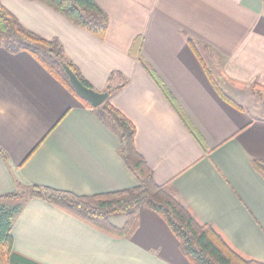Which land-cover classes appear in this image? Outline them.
<instances>
[{
    "label": "crops",
    "instance_id": "1",
    "mask_svg": "<svg viewBox=\"0 0 264 264\" xmlns=\"http://www.w3.org/2000/svg\"><path fill=\"white\" fill-rule=\"evenodd\" d=\"M1 2L59 40L95 90L119 86L110 102L135 125L155 181L239 254L264 262V177L253 164L264 162V116L241 99L252 86L264 92V0H96L108 15L103 37L41 0ZM93 108L0 37V195L18 183L80 196L138 186L118 134ZM138 220L118 236L32 197L13 222L11 264H189L157 212L142 204ZM110 222L122 228L127 216Z\"/></svg>",
    "mask_w": 264,
    "mask_h": 264
},
{
    "label": "trees",
    "instance_id": "2",
    "mask_svg": "<svg viewBox=\"0 0 264 264\" xmlns=\"http://www.w3.org/2000/svg\"><path fill=\"white\" fill-rule=\"evenodd\" d=\"M66 16L74 24L92 34L103 37L108 28V15L96 0H41ZM0 37L3 46L11 52L25 50L32 54L47 70L61 80L76 96L92 107L74 90L63 67L67 64L88 87L91 83L81 74L77 66L67 57L57 39H45L27 29L17 16L0 0ZM190 43L195 46L193 39ZM114 76L112 74L111 78ZM120 87H108L109 98L99 107L93 108L101 121L114 130L121 142L120 153L127 167L139 180V185L127 190L111 193L80 196L70 191L22 185L13 193L0 195V264H11L13 237L11 230L17 214L27 200L42 197L97 228L118 236H131L139 226L138 208L145 204L157 212L168 224L179 242V247L189 264H264L246 258L234 250L211 224L200 223L180 201L170 184H158L154 173L136 146L135 125L110 102V96ZM219 92L227 100L233 101ZM254 167L264 177V162L253 161ZM13 201V205L2 203ZM125 214L127 222L118 228L110 222L113 215Z\"/></svg>",
    "mask_w": 264,
    "mask_h": 264
},
{
    "label": "water",
    "instance_id": "3",
    "mask_svg": "<svg viewBox=\"0 0 264 264\" xmlns=\"http://www.w3.org/2000/svg\"><path fill=\"white\" fill-rule=\"evenodd\" d=\"M65 72L69 78L70 84L74 90L84 100H86L92 107L96 108L101 106L108 98V91H97L94 88L86 86L77 76V74L67 64L63 65Z\"/></svg>",
    "mask_w": 264,
    "mask_h": 264
},
{
    "label": "rangeland",
    "instance_id": "4",
    "mask_svg": "<svg viewBox=\"0 0 264 264\" xmlns=\"http://www.w3.org/2000/svg\"><path fill=\"white\" fill-rule=\"evenodd\" d=\"M241 99L248 108L257 112L259 116H264V92L261 89L256 86H252L251 88L245 90ZM1 202L7 204L8 206L14 204L11 200H3Z\"/></svg>",
    "mask_w": 264,
    "mask_h": 264
}]
</instances>
